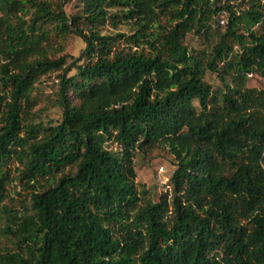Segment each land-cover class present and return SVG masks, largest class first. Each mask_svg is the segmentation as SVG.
Wrapping results in <instances>:
<instances>
[{
  "label": "trees",
  "instance_id": "1",
  "mask_svg": "<svg viewBox=\"0 0 264 264\" xmlns=\"http://www.w3.org/2000/svg\"><path fill=\"white\" fill-rule=\"evenodd\" d=\"M53 73L45 120L35 89ZM252 77L264 0H0V264H264ZM155 148L174 166L157 200L135 164Z\"/></svg>",
  "mask_w": 264,
  "mask_h": 264
},
{
  "label": "rangeland",
  "instance_id": "2",
  "mask_svg": "<svg viewBox=\"0 0 264 264\" xmlns=\"http://www.w3.org/2000/svg\"><path fill=\"white\" fill-rule=\"evenodd\" d=\"M69 11H74L76 9L74 3L67 6ZM163 23H165L163 21ZM169 27V26H168ZM110 28V27H109ZM168 28L165 36L171 40V42L176 46L179 43L173 30ZM125 28L122 27V30ZM185 44L190 46H198L199 43L194 37L187 36L185 39ZM64 53H70L78 56L85 47V42L77 35L71 34L63 42ZM207 79L211 82L214 87L220 85V80L214 74L209 73ZM264 83V79L259 77H252L250 84L261 86ZM58 89V77L57 73L47 75L42 78V81L37 84L35 89V100L36 104L33 107V111L39 114L43 119L47 120L52 117H58L60 115L59 109L55 106L56 102V91ZM135 164L137 169V180L145 184L147 188L151 190L154 199H158L159 193L163 191L161 186V181H166L173 174V157L164 148H155L150 150L146 154H138L135 157ZM161 167L164 169L161 170ZM22 191L21 187H18ZM19 198H21L19 196ZM14 204L19 203V199L12 201ZM4 241V240H3Z\"/></svg>",
  "mask_w": 264,
  "mask_h": 264
},
{
  "label": "built area",
  "instance_id": "3",
  "mask_svg": "<svg viewBox=\"0 0 264 264\" xmlns=\"http://www.w3.org/2000/svg\"><path fill=\"white\" fill-rule=\"evenodd\" d=\"M164 168L163 167H161V170H163Z\"/></svg>",
  "mask_w": 264,
  "mask_h": 264
}]
</instances>
